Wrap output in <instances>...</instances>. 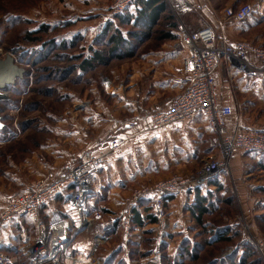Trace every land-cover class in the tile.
<instances>
[{
	"label": "rangeland",
	"instance_id": "374dc122",
	"mask_svg": "<svg viewBox=\"0 0 264 264\" xmlns=\"http://www.w3.org/2000/svg\"><path fill=\"white\" fill-rule=\"evenodd\" d=\"M165 1L167 10L151 30H146L123 24L119 15L110 11L114 0H0V83H4L0 85V116L4 123V128L0 129V190L13 187L12 177L21 174L29 179L31 190L37 181L50 180L69 163L87 153L98 151L115 132L131 137L133 132L123 128L122 124L135 117L127 110L132 107L133 99L142 100L144 110L137 108V112L142 113L152 109L146 108L152 100L165 101L168 98V103L178 94L184 81L180 85L167 83L165 86L162 79L169 68H160L158 77L155 76L156 68L161 60L182 61L179 19L189 30H195L192 26L197 22L196 1L199 0H185L190 3L186 11L177 7L176 1ZM231 1L208 0L219 9ZM255 2L259 4L260 0H238V6H227L224 11L229 7L238 9L244 4L253 5ZM140 5L136 1L125 13H136ZM173 22L176 23L174 27L171 26ZM110 23L123 31L130 44L117 52L107 53L105 63L95 64L91 69L82 68L85 59L91 58L95 50L109 51L105 30ZM44 26L48 27L47 32L43 31ZM111 30L114 31L113 28ZM129 31L137 33L138 37H132ZM167 33H171V37L166 36ZM126 50L132 51V55H124ZM120 54L122 56L118 57ZM172 65L180 67L178 63ZM261 106L264 107V104L256 103L252 109L256 113L246 116L248 122H253L249 125L264 126V116L260 117L259 114L264 112ZM213 145H216V136ZM123 148L120 152L125 151L127 146ZM155 149L149 151L145 145L140 148L141 152H137L142 157L137 161H141L145 175L126 190L125 197L131 196L141 186L175 175H189L202 164L175 166L171 169H165L161 164L156 167L150 165L151 153ZM243 155L257 156L249 153ZM57 160L62 164L60 172L49 178L36 177V166ZM244 163L248 169H244V174L250 171L252 163L251 178L264 184V169L260 170L250 159H245ZM231 194L234 195L232 203H220L222 208L206 217L207 230L185 212L188 235L183 236L182 232L172 230L175 220H171V230L165 228V221L169 217L167 213L162 225L149 226L153 234L152 244L144 242L140 252L118 256L116 263L122 257L125 264L148 263L157 240L161 242L162 264H169L170 257L177 263L206 264L211 256L228 257L245 245L253 246L248 237L264 239V189L255 193L263 204H254L251 211L248 201H240L234 190L229 191ZM4 196L5 199L3 195L0 199V211L2 205L5 206L13 197L7 193ZM98 199L99 203L103 201L102 196ZM113 207L116 211H112V214L116 215L120 211L117 210L119 207ZM29 220L33 221L32 218ZM220 225H228L232 230L230 241L196 246V253L201 259H183L182 249L186 238L192 237L193 241L202 243L212 237V229ZM138 234V241H141L142 230ZM118 240L117 237L109 238L101 246L99 255L107 257L117 247ZM250 261L251 264H264L253 254Z\"/></svg>",
	"mask_w": 264,
	"mask_h": 264
},
{
	"label": "built area",
	"instance_id": "2783aa9c",
	"mask_svg": "<svg viewBox=\"0 0 264 264\" xmlns=\"http://www.w3.org/2000/svg\"><path fill=\"white\" fill-rule=\"evenodd\" d=\"M174 1L184 11L190 8L188 1L171 0ZM134 2L114 0L110 11L114 15L123 14ZM253 12L254 6L250 3L238 9L229 7L225 11L227 20L240 22L249 19ZM179 22L178 33L185 50L181 66L187 81L185 87L167 105L145 110L123 122L122 127L133 132L131 137L115 132L98 151L69 163L50 180L37 181L31 190L11 197L0 211V232L22 216L34 220L35 235L27 238L19 248L27 258L26 264H104L105 257L99 255V250L118 223L123 237L133 236L131 217L140 199H151L157 224L162 225L167 215L166 198L204 188L209 180L230 167L232 158L238 152L264 154L263 129L251 126L243 131H230L229 117L233 108L220 101L214 77V70L223 59L233 61L245 75L255 76L264 72V46L243 40L231 43L221 40L215 27L205 26L191 31L180 19ZM250 55L254 61L249 58ZM198 117L205 118L216 135V152L206 156L195 172L175 175L135 189L131 196L123 199V207L116 215L112 211L105 213L103 209L93 208V179L109 157L132 138ZM61 192L64 193V207L70 217L53 214L48 221L43 220V205ZM252 238L247 239L264 263V239ZM160 243L159 240L155 242L146 264H162ZM0 264H16V259L0 248Z\"/></svg>",
	"mask_w": 264,
	"mask_h": 264
},
{
	"label": "crops",
	"instance_id": "0c3cea01",
	"mask_svg": "<svg viewBox=\"0 0 264 264\" xmlns=\"http://www.w3.org/2000/svg\"><path fill=\"white\" fill-rule=\"evenodd\" d=\"M199 1H196V11L198 15H196L197 22L192 26L193 29L199 30L205 26H212L218 29L221 40L231 43L243 40L258 46H264V0H260L259 4H256V2L253 4V14L249 19L243 22L227 20L226 13L224 11L225 7L227 6H238V0H233L220 9L208 2V0ZM184 55L185 50L183 48L180 56L184 57ZM249 58L252 61L255 60L252 55H250ZM177 61L179 60H161L156 68L157 72L155 76L158 77L157 74L159 73L160 68H169V70L165 71L163 76V85L166 86L167 83L180 85L181 82L184 81V86L180 88L181 91L185 87L187 81L181 69L183 58L182 61ZM173 62L178 63L180 67L176 68L177 66H173ZM214 77L220 101L224 104L232 106L233 108V114L229 117L230 131H243L251 127L249 124L253 122H248L246 116L256 113V111L252 110L256 103L264 104V72L255 76L245 75L239 71L233 61L229 59H223L214 70ZM153 95L156 97L155 93ZM121 98H123V96H121ZM133 101L134 103L132 107L130 106L127 110L134 114V116H137L141 113L137 112V108L140 107L141 111H143L145 107L144 104H142V100L133 99ZM167 101L168 98H166L165 101L158 99L155 101L152 100L151 105H148L146 108L152 107L155 109L165 106L170 102L169 101L167 103ZM261 108L264 107L261 106ZM259 114L260 117L264 116V112ZM257 128L264 130V126H258ZM123 134H125V132ZM214 136L216 135L214 134L206 119L203 117H198L187 123L174 125L144 136L131 139L126 144L127 148H131V151L126 148L125 151L123 150L120 152V150H122L121 148L119 151L114 153L107 159L104 167L93 179V191L95 196H102L103 198L101 203L97 201L98 204L102 208L109 209L110 211H116L114 210L115 208L113 206L119 207L117 210L122 209L126 190L132 188V184H134L136 180H139L140 177L145 175L140 163L141 161H137L138 158H142L137 155L138 151L141 152L140 148L142 149V146L147 145L149 151H153V148H156V151L151 153L150 165H155L158 167V164H161L166 167L165 169H171L175 166H191L195 165L196 163H202V160L206 156L208 157L213 155L216 152V146L214 147L213 145ZM140 152L138 154H140ZM243 154V152H238L232 158L230 167L225 171L219 172L213 179L218 178L232 191L234 190V194L239 196L240 201H248V208H250L251 211L254 207V204H263L260 201V198H256V196H258L256 194L263 191L264 184L258 183L251 178L250 175H253V172L251 171L253 170L252 163L249 168L250 171L244 174V169L245 171L248 170L245 168L246 163H244V160H252V162L257 167H259L260 170L264 169V162L260 161L258 156H244ZM45 165L39 164L35 167L37 178H49L60 172L59 170L62 166L61 162L58 160L54 162L52 161L49 164L46 163ZM11 181L10 182L12 183L13 187H10L7 190H0V199H5L4 194L6 195V193L8 196H16L23 194L30 189L29 179H27L25 174L24 176L23 174L18 176L15 175L12 177ZM207 188L215 189L216 185H208L207 187L203 188L204 191ZM194 196L195 193L190 191H185L178 194L177 196H173L174 198L169 202V217L165 221V228L171 230V220H175V227L172 230H175V232H182L183 236L188 235V225L186 226L187 214L185 213V210L188 204L194 200ZM3 207L4 205H2L1 209H3ZM53 214L58 213L54 211L52 215ZM25 218L26 221L29 222L28 220L30 217L26 216ZM139 230L141 229L138 228L136 231H134V234L131 237L132 240H138L140 238V234H138ZM14 234L13 228L10 226L0 232V246L8 245L13 240ZM118 245L119 242L116 244V246ZM174 254L176 256V253Z\"/></svg>",
	"mask_w": 264,
	"mask_h": 264
},
{
	"label": "trees",
	"instance_id": "16d2710c",
	"mask_svg": "<svg viewBox=\"0 0 264 264\" xmlns=\"http://www.w3.org/2000/svg\"><path fill=\"white\" fill-rule=\"evenodd\" d=\"M136 1L141 4L136 13L133 14L127 12L125 14H120L118 17H120L123 24L133 25L135 28L151 30L153 28L152 26L156 24L157 19L161 18L162 14L167 10L168 6L166 1L135 0V2ZM169 18L174 19L173 16H169ZM171 26H176V23H171ZM112 28L114 31L111 30ZM47 30L48 27L44 26L43 31L47 32ZM129 34L132 37L137 36V33L132 31H129ZM105 36L107 37L106 45L109 46V51L95 50L91 58L85 59L84 63L82 64V68L91 69L95 64L105 63L107 59V53H112L115 51L117 52L118 50L123 49L125 46L130 44L128 43V37L124 35L123 31L118 26L111 23L106 27ZM166 36L171 37V33H167ZM124 55L130 56L132 55V51L130 52V50H126ZM119 56H122V54L118 55V57ZM256 155L259 157L260 161L264 162L263 153H258ZM213 178L208 181L205 187L214 184L216 185V188H207L205 191L203 188H197L194 191H190L195 193L194 200L188 204L185 210L191 216V218L203 228L207 227L206 217L222 208V206H219L220 203H232V199L234 198L233 194L229 195V191L232 190L228 186H226L218 178ZM92 195L96 200V206L93 207L94 209H103L105 213L111 212L109 209L102 208L98 204L99 199L95 196L94 191L92 192ZM173 198L174 197H168L165 200L167 213L169 202ZM64 205V193H58L51 201L43 205L41 209V218L45 221H48L54 211H56L62 217H70V215L65 210ZM25 217L26 216L20 217L18 220L21 221L17 220L12 225H10L15 233L13 240L8 245L0 246V248L13 255V257L16 259V264L27 263L26 256L19 248L29 236H34L36 233L34 220H28L29 222H27ZM131 223L133 232L138 228L142 230V240L133 241L131 238L123 237L121 233V226L118 223L116 229L110 233V238L117 237L119 239V245L113 248V250H111L112 252L108 254L107 257H105L106 264H125L124 257L119 259L117 263L115 260H117L118 256H130V254H137L140 252V248H142V244L144 242L147 244H152L153 234L151 229H149V226L156 225L158 223V219L154 213L150 198H142L139 200L138 204L134 206ZM212 230V237H209L202 243L193 241L192 237L186 238L184 241L185 246L182 249V256L184 260L187 259L197 261L201 259L199 253H196V246L205 247L207 245H214L215 243L228 242L231 240L232 230L230 227H228V225H220L219 227L213 228ZM129 247H135V249H130ZM252 254L258 256V258L262 260L254 246L245 245L244 247H241L239 251H236L234 255H228V257L223 256L221 258L211 256L206 264H251L252 261H250V257ZM143 256H146V253H143ZM168 261L169 264H183L184 262L177 263L172 257L168 258Z\"/></svg>",
	"mask_w": 264,
	"mask_h": 264
},
{
	"label": "water",
	"instance_id": "95a60500",
	"mask_svg": "<svg viewBox=\"0 0 264 264\" xmlns=\"http://www.w3.org/2000/svg\"><path fill=\"white\" fill-rule=\"evenodd\" d=\"M4 128V123L2 122V117L0 116V129Z\"/></svg>",
	"mask_w": 264,
	"mask_h": 264
},
{
	"label": "bare ground",
	"instance_id": "6f19581e",
	"mask_svg": "<svg viewBox=\"0 0 264 264\" xmlns=\"http://www.w3.org/2000/svg\"><path fill=\"white\" fill-rule=\"evenodd\" d=\"M3 84H4V83H2V82L0 83V85H3ZM0 97H1V96H0Z\"/></svg>",
	"mask_w": 264,
	"mask_h": 264
}]
</instances>
